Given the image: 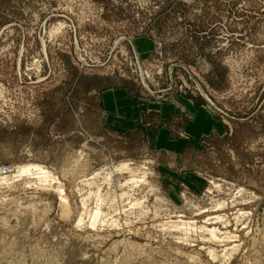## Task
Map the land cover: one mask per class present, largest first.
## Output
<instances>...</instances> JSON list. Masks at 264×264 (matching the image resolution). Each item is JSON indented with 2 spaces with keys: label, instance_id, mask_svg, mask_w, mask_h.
Here are the masks:
<instances>
[{
  "label": "rangeland",
  "instance_id": "374dc122",
  "mask_svg": "<svg viewBox=\"0 0 264 264\" xmlns=\"http://www.w3.org/2000/svg\"><path fill=\"white\" fill-rule=\"evenodd\" d=\"M109 89L226 133L154 147L105 124ZM2 177L0 264H264V0H0Z\"/></svg>",
  "mask_w": 264,
  "mask_h": 264
},
{
  "label": "crops",
  "instance_id": "0c3cea01",
  "mask_svg": "<svg viewBox=\"0 0 264 264\" xmlns=\"http://www.w3.org/2000/svg\"><path fill=\"white\" fill-rule=\"evenodd\" d=\"M101 97L105 112V124L109 128L135 130L138 126V128L142 127V130H144V133L148 137L149 144L154 147L168 149L173 153L184 151L195 140L207 137L208 135L218 134L221 136L226 133L225 125L219 122L206 109L204 103L199 98L196 101H192L184 96L179 98V101L185 107V111L182 112L180 108L177 109L175 105L170 103L148 102L140 95H130L124 89L105 90V93ZM151 112H155L156 117L161 121L172 119L175 125H181L183 130L189 135V138L174 137L167 126H161L157 131L146 126L144 122L142 123V118ZM182 116L185 117L183 123L179 121V117Z\"/></svg>",
  "mask_w": 264,
  "mask_h": 264
},
{
  "label": "bare ground",
  "instance_id": "6f19581e",
  "mask_svg": "<svg viewBox=\"0 0 264 264\" xmlns=\"http://www.w3.org/2000/svg\"><path fill=\"white\" fill-rule=\"evenodd\" d=\"M124 165V164H123ZM125 167H127L126 165H125ZM18 172L17 173H19V174H27V175H35V174H37V175H40L41 177L40 178H44V180H47V179H50L49 178V176H50V172H48L47 170H45L43 167H41V166H35V168L32 170V169H29V167H24V166H20V168L17 170ZM18 177V176H17ZM7 178H3L2 177V179H0V180H2V181H5ZM52 180H53V177L51 178ZM133 181V180H132ZM135 181V180H134ZM59 187V186H58ZM57 192H59V194L61 195V200L63 201V203H65V202H67V198L66 197H64V195L62 194L63 193V190L61 189V187H59L58 188V191ZM66 205V204H65ZM85 206V205H84ZM87 214V213H86ZM100 214H101V212H100V210L99 209H96L95 211H94V214L92 215V222L93 223H90L91 224V226L93 225H95V221H97L96 219L100 216ZM88 218V217H87ZM216 217H214V219H215ZM213 219V218H212ZM83 219H82V216L80 217V219L78 220V223L80 224V222L82 221ZM186 223H184L183 225H185ZM186 225H189V223L188 224H186ZM204 228V227H203ZM206 228H204V230H205ZM205 231H207V230H205ZM208 232H209V234H211L212 236H213V238L215 239V237H216V230H215V228H212L211 227V229L210 230H208ZM218 236V235H217ZM66 237V236H65ZM227 237V236H226ZM69 238V237H68ZM217 238H219V237H216V239ZM222 239H224V238H222ZM226 239V238H225ZM218 240V239H217ZM219 241H221V240H219ZM73 246H74V244H72ZM68 246H70V245H68ZM77 247V246H76ZM66 248H67V246H66ZM73 248H75V247H73ZM73 248H71V249H73ZM233 248V247H232ZM235 249V248H234ZM65 250V249H64ZM72 252H74V249L72 250ZM72 252H70V254L72 253ZM67 255V254H66ZM73 256V255H72ZM75 256V255H74ZM73 256V257H74ZM88 256V255H87ZM68 258V257H67ZM85 258V257H84ZM72 259V258H71ZM86 259V258H85ZM66 261V260H65ZM75 264V263H74Z\"/></svg>",
  "mask_w": 264,
  "mask_h": 264
},
{
  "label": "water",
  "instance_id": "95a60500",
  "mask_svg": "<svg viewBox=\"0 0 264 264\" xmlns=\"http://www.w3.org/2000/svg\"><path fill=\"white\" fill-rule=\"evenodd\" d=\"M239 120H241V119H239Z\"/></svg>",
  "mask_w": 264,
  "mask_h": 264
}]
</instances>
